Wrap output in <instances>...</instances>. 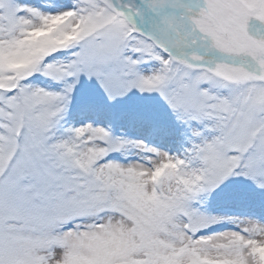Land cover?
<instances>
[{
    "label": "snow or ice",
    "instance_id": "6c2138e0",
    "mask_svg": "<svg viewBox=\"0 0 264 264\" xmlns=\"http://www.w3.org/2000/svg\"><path fill=\"white\" fill-rule=\"evenodd\" d=\"M128 3L46 10L0 0V42L20 45L40 29L51 37L33 47L60 44L22 69L0 64V264H264V0L165 4L196 37L177 48L153 39L159 16L144 0L133 5L143 19L96 23L132 12ZM198 24L230 30L238 50L217 48ZM225 67L238 71L229 77ZM105 109L157 134L170 120L179 147L69 120L73 110ZM129 148L137 158H113ZM121 172L138 173L144 191L171 206L179 231L165 237L137 206L141 185L118 182ZM214 200L253 214L211 212ZM97 238L128 242L105 251Z\"/></svg>",
    "mask_w": 264,
    "mask_h": 264
},
{
    "label": "rangeland",
    "instance_id": "374dc122",
    "mask_svg": "<svg viewBox=\"0 0 264 264\" xmlns=\"http://www.w3.org/2000/svg\"><path fill=\"white\" fill-rule=\"evenodd\" d=\"M29 2L38 5L46 10H60L66 7H70L72 5L73 0H29ZM126 23L124 19H118L116 14H112L108 17L98 18L96 23L104 24V23ZM37 23H39L37 21ZM198 26L203 29L201 31L203 33H207L211 38L212 43H216L217 48H221L225 51H237L238 49L232 47L233 34L230 30L223 28L217 29L212 26H205L203 24H198ZM94 30V29H93ZM44 31L40 29H34V35L29 33L24 42H21L20 45H13L7 42H0V64L5 65L6 67H13L11 62H18L20 65H23L28 62V60L32 57H42L47 53V51L53 50L55 47L60 46L58 42L45 43L42 45H38L33 47L32 43L35 39H42L45 37H51V33L49 30H45L46 32L39 34V32ZM79 29H73L70 36L62 37L61 39H69L71 37H75L79 34ZM36 33V34H35ZM264 51V50H262ZM23 67V66H22ZM19 68V69H22ZM232 70L231 68H228ZM6 81H0L3 83ZM38 82L44 84L45 86H52L51 82L38 78ZM79 95V94H78ZM146 104L147 102H141ZM112 109H105L102 113L97 112H77L73 110L70 113L69 120L71 122H80L83 120H93L97 121L96 123L104 124L105 126L111 125L113 130L117 132V135H124L129 138H142L147 141L149 144L157 145L162 148L176 150L179 147L177 142V134L175 131V125L170 121H165V127L167 129L166 132L157 134L154 133L150 126L133 123L130 120H120L114 118L111 113ZM81 116V117H80ZM84 116V117H83ZM119 126H118V125ZM127 156H122L120 153H113L112 155H118L121 160L124 159H135L137 158L136 150L134 148H129L127 150ZM133 156V157H128ZM159 173H154L152 179L155 180ZM118 182L124 181H135L141 185L140 189V201L138 203V207L141 211L145 213L146 216L156 219L159 221L160 230L164 233L167 238L169 235L176 233L179 231V227L175 222L171 219L174 215V212L171 209V206L166 203L164 200H161L159 197L154 194L147 193L143 189L144 181L140 177L138 173H125L121 172L117 176ZM208 210L211 212L219 213L225 216H245L249 214H253L251 211L253 209L243 206H228L218 201H213L212 204L208 207ZM234 226V225H231ZM99 244L105 251H111L108 248V245L112 243H116L117 247L121 242L127 243V240H104L103 238H97ZM222 239L221 237H216L213 241L202 242L201 247L211 248L212 245L216 244L218 240ZM261 255L264 256V250H261Z\"/></svg>",
    "mask_w": 264,
    "mask_h": 264
}]
</instances>
